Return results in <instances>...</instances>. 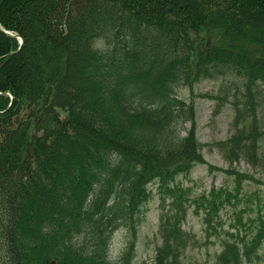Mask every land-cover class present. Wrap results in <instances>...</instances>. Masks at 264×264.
<instances>
[{
	"label": "trees",
	"instance_id": "16d2710c",
	"mask_svg": "<svg viewBox=\"0 0 264 264\" xmlns=\"http://www.w3.org/2000/svg\"><path fill=\"white\" fill-rule=\"evenodd\" d=\"M227 76L243 100L217 146L235 190L194 200L210 226L244 183L261 184L234 164L264 174V0H0V264H116L120 228L134 240L117 264H130L155 187L176 211L161 218L154 264H184L177 180L207 162L179 90ZM246 201L255 216L236 213L213 264L259 259L264 200Z\"/></svg>",
	"mask_w": 264,
	"mask_h": 264
},
{
	"label": "rangeland",
	"instance_id": "374dc122",
	"mask_svg": "<svg viewBox=\"0 0 264 264\" xmlns=\"http://www.w3.org/2000/svg\"><path fill=\"white\" fill-rule=\"evenodd\" d=\"M97 46L104 48L105 43L99 41ZM242 87L239 78L227 76L215 81H203L194 85L191 89L182 88L179 90L180 98L190 102L195 101L197 109V128L198 138L204 145L203 156L207 162L206 165L197 166L191 176L187 179L180 177L177 181L185 191L184 204L187 213L182 224L183 231L190 236L188 245L182 250L181 260L184 264H213L222 250V242L227 232H234L231 228L235 224V219L239 212L242 213L244 220L256 213H251L248 208L257 211L256 204L248 203L246 196L257 194L261 200H264V174L249 168L244 162L234 164L241 172L254 174L261 182L244 183L239 193L240 202L237 208L228 206L224 208L217 220L211 224L206 221L203 210H198L194 200L199 199L204 194H209L213 188H228L235 190V183L232 177L228 176L220 169H230V163L225 158L224 151H221L217 143L226 141L233 134L235 129L234 110L231 106L236 100H243V95L238 92ZM260 90L264 95V85ZM228 100L227 103L225 100ZM218 112V113H217ZM190 130L189 123L183 127H178V132L182 137L186 131ZM264 145V143H263ZM264 150V146H263ZM212 166V169H211ZM161 195L155 187L153 198L146 205V213L142 221L137 224V242L134 259L130 264H154L157 247L162 242V235L159 233L160 221L163 216L173 215L176 211L171 199H167L166 205L161 203ZM133 225V224H132ZM216 228V231L213 230ZM134 240L133 231L125 228L117 230L111 238L108 249V259L112 263H119L130 242ZM0 256H3V246H0ZM259 259L253 258L251 264H264V244L258 253Z\"/></svg>",
	"mask_w": 264,
	"mask_h": 264
},
{
	"label": "water",
	"instance_id": "95a60500",
	"mask_svg": "<svg viewBox=\"0 0 264 264\" xmlns=\"http://www.w3.org/2000/svg\"><path fill=\"white\" fill-rule=\"evenodd\" d=\"M6 35L10 36V37H15L14 35H12L9 32L4 31L3 29H1ZM21 44H23V40L21 39Z\"/></svg>",
	"mask_w": 264,
	"mask_h": 264
}]
</instances>
